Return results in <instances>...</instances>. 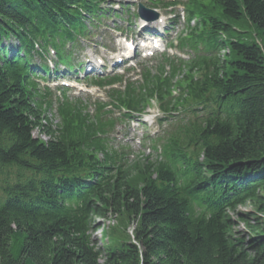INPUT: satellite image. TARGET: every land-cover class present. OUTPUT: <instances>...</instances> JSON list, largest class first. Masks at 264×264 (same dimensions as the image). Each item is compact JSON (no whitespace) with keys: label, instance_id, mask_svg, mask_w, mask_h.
I'll return each instance as SVG.
<instances>
[{"label":"trees","instance_id":"trees-1","mask_svg":"<svg viewBox=\"0 0 264 264\" xmlns=\"http://www.w3.org/2000/svg\"><path fill=\"white\" fill-rule=\"evenodd\" d=\"M109 1L0 0V264H264V0H190L202 56L117 94L129 113L156 99L164 121L179 120L162 159H144L141 186L82 104L58 108L53 128L31 92L35 58L63 59ZM249 203V233H236L229 212ZM122 213L134 240L97 249L95 219Z\"/></svg>","mask_w":264,"mask_h":264},{"label":"rangeland","instance_id":"rangeland-1","mask_svg":"<svg viewBox=\"0 0 264 264\" xmlns=\"http://www.w3.org/2000/svg\"><path fill=\"white\" fill-rule=\"evenodd\" d=\"M124 1L126 4H128L127 8H129L128 11H125V15H126L125 18H127L130 22L129 23L128 22L123 23L121 21H118V22H116V25L120 28H127L131 25L133 27H132V32H126L124 34H121L119 32L117 33L115 30H113L114 27L111 23L110 30H109V32H106V35L108 36V45H110L116 49H119L121 47L120 38L124 39L126 36H128L130 38H132V37L135 38L136 42L138 41V43H139L138 34L141 31V29H143L145 26L142 22L136 20L137 18L135 17V15L137 14L138 4L145 3L147 1L146 0H129V1L124 0ZM165 1H168V0H165ZM115 3L117 4V2H115ZM117 8L122 9V7H119V5ZM176 10H177L176 14L164 13L166 11L163 9L159 10V13L162 15V18H163L165 25H169L170 19L175 18V16L179 17V22H178L177 27H175V30L172 33H170V37L172 38V41H174V42H175L176 38L178 36H180V34L185 29V24H184L183 19L181 17V14L183 12V8L179 7ZM156 11H158V10H156ZM147 29H149V28H147ZM145 31H147V30H145ZM97 34L98 33H96V35ZM106 35L103 32H100L96 36V38L81 43L80 46L83 48V51L80 48L75 49L73 51L72 61L74 63H79L81 61H85V58L88 60H93L95 58H101L103 60L108 61V58H109L108 52L106 50L98 47L100 44H102V41L104 40V37ZM182 36H181V38H182ZM12 43H14V42H12ZM160 50L161 51L158 52V57L149 61L150 63H148V65H147L148 68L156 67L158 64V61H156V62H154V61L159 60L160 56H162L164 54H166L167 56H173L174 55V57H172L171 60H173V58H180L184 61H187L189 58L188 55H186L185 53H182L180 50L176 51V50L171 49V48H166L164 42H163V46H161ZM163 50H165V51H163ZM223 53L227 54L228 51L223 52ZM136 66H137V64H136ZM61 74H62V72L57 73V74H55L53 72L51 73V75H54L53 78H56L55 75L59 76ZM128 78L130 80L131 79H138L132 73H130L128 75ZM50 80H53V79H50ZM176 91L173 92L172 96H174ZM86 95H88L87 97H89L92 102H94L96 100H101L102 102H104L103 104H105V103H108L110 101L109 94L107 93V90H99L96 88H89L88 93H86ZM169 99H172V97L170 96ZM55 100H56V97H55ZM155 105H156L155 102H151L148 105H146L145 108L151 106V108H149L146 112H154L155 110H157L154 107ZM108 109L112 111V113H108L109 117H111V115L115 116V117H119L121 115V113L116 109L107 108L105 111H107ZM91 112H93V115L95 114L94 108H91ZM57 122H58V119H57ZM172 126H175V124H172ZM172 126L171 125L168 126L167 123L166 124L164 123L162 125L163 130H160V134L158 136H156V135L159 132V129L156 128L155 126H152L149 131H146V133H149L150 136L155 137V139H156L155 141H158L159 139L163 140V138L165 140L166 138H168V136H170V133L174 132V128H172ZM116 129H117V135L112 136V141H114V139H115L116 145H120V146L128 145V146H130V149L132 151V148L134 146L132 139L134 138L135 128L132 129L131 133L129 132L130 142H124L123 139H121L122 134H127V132H128V128L126 126L118 125ZM136 129H138V125H137ZM35 135L39 136V134L37 132L35 133ZM151 145L152 144H149V143L146 144V146H151ZM133 150H135V151H133V154L134 155L137 154V155H135L136 158H134L133 157L134 155H132V157H133L132 160L130 159V161H127L125 164L132 166V171L130 173L133 177V180H134V182L132 181L133 182L132 184H134L135 186H137V185L141 186L142 185V179L137 177V172H136L137 169H135V168H136L137 164L139 162H143V160L145 158H142L140 156L138 157V155L141 152H144V154H145L144 156L147 157V156H150L151 154H153V151L149 152L148 150H146L143 147H140L138 149H133ZM140 155H142V153ZM152 156L153 157L150 161L154 162L157 159V155L153 154ZM137 158H138V160H137ZM133 159H136V160H133ZM137 161H138V163H137ZM135 162L137 163L136 165H134ZM253 212H256V208L251 203H249L245 206L239 207L236 212L235 211L229 212L230 216L237 223V226L234 227V232L243 233L244 235L249 233L247 226L244 223L240 222L239 216L240 215H249ZM95 227L97 229L93 233V235H91V239H92V241L95 242L97 249H101L103 251H106L108 249L115 250V249H122L127 243L134 240V233H135V229L137 227V222L133 221V218L129 214L122 213V214L117 215V216L112 215L105 220L95 219Z\"/></svg>","mask_w":264,"mask_h":264},{"label":"bare ground","instance_id":"bare-ground-1","mask_svg":"<svg viewBox=\"0 0 264 264\" xmlns=\"http://www.w3.org/2000/svg\"><path fill=\"white\" fill-rule=\"evenodd\" d=\"M84 27H85V32L90 33L91 23L90 22L85 23ZM60 49H62V47H59V50ZM61 65H62L61 68L56 67V64L50 65V66H48V68L46 70H50L51 73L53 72L55 74L62 72L61 75L65 76L69 80H30V83L33 85L31 92L33 93V96L35 97L36 100H38V97H40V98L46 97L48 93H52V92L60 93L63 96L68 97L70 99L76 98V100H79V98H80L79 97V90L82 93L88 92L89 87L87 85H85L86 80H75V79H77L76 78L77 77L76 71L68 70V69H71V67L67 64H61ZM50 72L44 73L43 75L49 76V75H51ZM39 73L41 74L42 72H39ZM142 78L145 79L144 77H142ZM180 79L181 78L179 77V79H177V80H180ZM68 86L71 87L72 89L67 88ZM95 88L99 89V87H95ZM177 91H179L178 88H177ZM84 102L88 104L89 108H94V111H95L94 115H93V112L88 111V115L94 116L95 120H100L101 114H103V111H104V109L100 106L101 100H97L94 102H92L90 100H84ZM47 105H49L50 110H51V111H49V109L46 108L48 110L47 114L54 124L53 128H55V125L58 123L57 119L59 118L60 115H57L58 112L57 113L55 112L54 105H52V104H47ZM43 107H44V105H43ZM158 110L162 111V108H159ZM141 115H144V113H135L132 116V122L135 124L142 125L144 122L140 124L138 121L141 118ZM165 116H166L165 113L161 112L160 119L165 118ZM58 121H59V119H58ZM101 121L104 122V118ZM167 124H168V126L170 125V123H167ZM118 125H120V123H109L107 125L102 124L103 131L112 132L115 128H117ZM157 127H158L159 131L163 130L161 125H158ZM177 127H178V124H177ZM109 128H110V130H109ZM37 133L39 134V132H37ZM102 135H103V133H102ZM39 137L42 138L43 140L45 138L44 135H41V134H39ZM102 140H103V143L105 144V147L109 153L115 152L116 154H118L120 156L121 155L130 156V158H128L129 160L130 159L132 160L133 157L136 158L135 155L133 157L131 156L133 154V149L131 151V149L128 145H123V146L116 145L115 139H114V141H112L110 139H107V137H105V136L102 137ZM155 140H156L155 138H149V137H147V139H146L147 142H154ZM161 159H162L161 156H158L154 162H152V161H150V162L155 164V163H157V161L159 162ZM133 160H136V159H133ZM137 160H138V158H137ZM137 163H138V161H137ZM137 163L135 162L134 165H136ZM145 164H147V162L145 160H143V162H139L137 164V168H136L137 174H139V170H141L143 173H146L145 169L143 168V167H145V166H143ZM98 176H99V174H98ZM139 176H141V175L139 174ZM110 216H112V215H110ZM103 220H105V219H103Z\"/></svg>","mask_w":264,"mask_h":264}]
</instances>
